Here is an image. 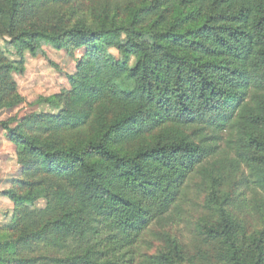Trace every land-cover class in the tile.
Masks as SVG:
<instances>
[{
    "label": "trees",
    "instance_id": "obj_1",
    "mask_svg": "<svg viewBox=\"0 0 264 264\" xmlns=\"http://www.w3.org/2000/svg\"><path fill=\"white\" fill-rule=\"evenodd\" d=\"M60 1L0 0V29L21 56L42 42L86 48L70 89L44 98L59 113L23 121L90 139L54 147L0 123L21 148L23 179L49 178L42 209L29 207L40 182L17 179L13 189L29 191L4 192L16 220L0 236V264H181L177 238L162 234L150 253L145 234L195 179L209 183L218 214L199 233L222 244L220 262L244 264L239 237L264 225V0H132L120 26L21 28L39 3ZM1 55L0 45V79ZM258 234L253 264H264V227ZM42 243L68 250L33 256Z\"/></svg>",
    "mask_w": 264,
    "mask_h": 264
},
{
    "label": "rangeland",
    "instance_id": "obj_2",
    "mask_svg": "<svg viewBox=\"0 0 264 264\" xmlns=\"http://www.w3.org/2000/svg\"><path fill=\"white\" fill-rule=\"evenodd\" d=\"M133 1L136 2L135 7L153 2L152 0ZM131 2L132 0H61L55 4L39 3L36 13L30 16L21 28L61 31L64 27L74 25L94 28L116 27L127 23L130 11L127 8L131 6ZM175 8L174 12L172 7V12L168 13L170 16L175 15ZM12 41L11 33L0 29L1 60L4 66L0 79V123L7 121L11 126L19 128L26 134H32L38 142L46 145L54 147L84 145L90 139L87 135L71 134L70 131L54 130L48 126L39 127L32 123L25 124L23 120L32 115L59 113L60 109L46 103L44 98L70 89L68 76L77 72L86 48L84 46L56 48L47 42H42L35 54L25 50L21 56L17 45ZM110 51L118 56L115 48H111ZM225 137L224 135L222 145ZM20 153L19 145L11 140L9 134L0 125V236L2 239L11 236L8 225L16 220L15 203L4 192L11 189L24 194L30 189V186L24 185H17L13 189V183L17 179H23L24 167L20 161ZM23 180L40 182L39 185L36 184L38 192L34 201L29 203V207L45 208L48 204L45 196L47 183L43 181H49L47 175L31 174ZM200 181L195 179L191 182L180 206L171 210L168 219L154 223L145 234L144 244L151 246L150 253L157 252L159 248L165 246L164 240L158 238L165 234L177 238L186 248L188 256L181 264H223L217 258L222 244L207 243L204 236L199 233L202 224L215 223L218 219L217 211L214 209L215 202L209 201V183L200 185ZM35 189L36 187L33 190ZM262 227L263 224L250 234H242L238 239L244 264L254 262L256 249L254 237L259 236L258 231ZM72 245L73 243L69 248ZM67 250L53 246L46 247L42 243L33 256L53 258L64 255ZM142 250L146 251L145 248ZM43 262L46 261L40 259L37 264Z\"/></svg>",
    "mask_w": 264,
    "mask_h": 264
}]
</instances>
